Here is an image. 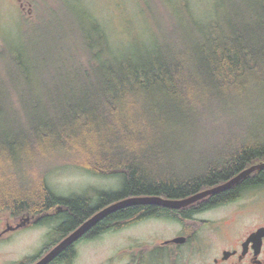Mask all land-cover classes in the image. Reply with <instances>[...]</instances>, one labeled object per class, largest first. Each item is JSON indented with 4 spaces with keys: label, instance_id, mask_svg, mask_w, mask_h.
<instances>
[{
    "label": "trees",
    "instance_id": "trees-1",
    "mask_svg": "<svg viewBox=\"0 0 264 264\" xmlns=\"http://www.w3.org/2000/svg\"><path fill=\"white\" fill-rule=\"evenodd\" d=\"M193 6L186 0L187 23L172 19L168 40L148 51L115 60L96 49L80 73H24L20 62L21 73L0 75V211L62 204L48 182L56 165L122 176L120 189L101 194L105 205L183 198L264 161V0H218L209 18ZM179 156L194 161L180 170ZM255 173L247 184L264 182V170ZM223 192L219 201L232 193ZM65 202L63 232L92 210L82 196ZM155 206L130 205L109 219L129 222Z\"/></svg>",
    "mask_w": 264,
    "mask_h": 264
},
{
    "label": "flooded vegetation",
    "instance_id": "flooded-vegetation-1",
    "mask_svg": "<svg viewBox=\"0 0 264 264\" xmlns=\"http://www.w3.org/2000/svg\"><path fill=\"white\" fill-rule=\"evenodd\" d=\"M44 1L16 0L23 11L27 8L29 15L35 13L34 6L38 7ZM242 170L244 169L238 170L235 175ZM261 170L254 171L230 187L228 191L232 193L226 200L219 201L220 198H216V195L227 189L180 208L155 206L129 222L119 219L121 216L109 219L112 217L110 213L46 264H264V197L253 207L250 216L253 217L252 220L244 223L236 215V209L246 196V191L264 188V182L247 184V179ZM229 179L213 186L201 187L200 191ZM103 192L107 191L100 190L95 197H83L89 200L91 212L65 232L60 230L63 220L57 218V214L65 210L66 199L78 197L77 195H63L65 201L62 204L56 203L41 213H17L12 209L5 211L0 216V222L4 221L5 224L0 230V241L5 240L6 243L5 251H0V258L3 259L0 264H35L40 261L68 234L104 207L117 201L99 204ZM136 205L140 209L152 204ZM230 209L233 210L218 213ZM233 211L235 213L232 214ZM38 229H42V240L31 250L22 247L27 245L18 244L23 233ZM180 237L183 240H176Z\"/></svg>",
    "mask_w": 264,
    "mask_h": 264
},
{
    "label": "rangeland",
    "instance_id": "rangeland-1",
    "mask_svg": "<svg viewBox=\"0 0 264 264\" xmlns=\"http://www.w3.org/2000/svg\"><path fill=\"white\" fill-rule=\"evenodd\" d=\"M190 1L199 18H209L217 11L218 0H187V3ZM185 2L45 0L38 7L34 6L35 13L29 15L27 8L23 11L16 0H0V75L5 77L7 73H21L23 66H19L20 62L27 67L24 73H80V64L86 65L88 57L96 49L103 48L101 58L111 54L116 60L128 54L135 55L139 50L156 48L160 42L168 40L172 19L187 23V11L182 8ZM106 33L110 43L108 51L113 52L107 53L101 40ZM93 42L97 45L85 52L83 45ZM196 154L190 157L196 158ZM175 160L181 170L192 164L194 158L179 156ZM25 166L29 171L35 167L28 162ZM56 166L50 171L48 182L57 194L95 197L100 190L116 191L122 186L120 175L93 174L72 165ZM245 195L236 209V215L247 223L253 219L250 217L253 207L264 197V188H251ZM5 213L0 211V216ZM4 227V221L0 222V230ZM22 236L18 244L27 245L22 247L31 250L42 240L43 232L42 229L27 231ZM5 245V240L0 241V248H3L0 251H5Z\"/></svg>",
    "mask_w": 264,
    "mask_h": 264
},
{
    "label": "water",
    "instance_id": "water-1",
    "mask_svg": "<svg viewBox=\"0 0 264 264\" xmlns=\"http://www.w3.org/2000/svg\"><path fill=\"white\" fill-rule=\"evenodd\" d=\"M264 169V161H260L251 165L250 167L245 168L240 173L230 178L228 181L216 185L214 187L199 191L193 195L183 197V198H166L160 195H139V196H130L119 199L108 206L104 207L102 210L94 214L90 219L84 222L76 230L68 234L57 246H55L50 252H48L40 261L35 264H46L52 260L62 249L72 243L74 240L79 238L86 230H88L92 225L100 221L102 218L108 214L117 211L119 209L125 208L134 204H143L150 203L156 205H164L172 208H180L187 206L201 198H204L210 194L220 192L222 190L229 189L236 183L240 182L248 175L253 173L256 170ZM176 240L181 241L183 238H176Z\"/></svg>",
    "mask_w": 264,
    "mask_h": 264
}]
</instances>
